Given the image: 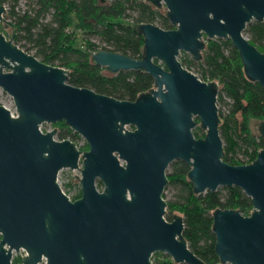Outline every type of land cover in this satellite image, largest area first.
I'll list each match as a JSON object with an SVG mask.
<instances>
[{"label": "water", "instance_id": "95a60500", "mask_svg": "<svg viewBox=\"0 0 264 264\" xmlns=\"http://www.w3.org/2000/svg\"><path fill=\"white\" fill-rule=\"evenodd\" d=\"M165 6L172 26L145 19L141 56L111 46L90 52L110 71L144 68L153 78L135 96L67 81L63 63L46 62L0 30V87L15 111L0 102V264H151L154 250L175 261L204 264L182 235L179 210L164 215L166 166L188 165L195 192L236 184L251 201L211 211L213 247L221 262L264 264V145L244 162H229L217 122V83L178 59L201 56L204 37H228L244 73L264 88V51L244 32L264 17V0H149ZM5 3L0 1L4 26ZM197 116L198 120L195 119ZM63 120L79 133L54 137ZM198 124L203 135L192 131ZM258 130L264 136V117ZM79 194L69 198L56 178L77 167Z\"/></svg>", "mask_w": 264, "mask_h": 264}, {"label": "trees", "instance_id": "16d2710c", "mask_svg": "<svg viewBox=\"0 0 264 264\" xmlns=\"http://www.w3.org/2000/svg\"><path fill=\"white\" fill-rule=\"evenodd\" d=\"M9 27L7 36L46 62L63 63L67 81L87 82L101 91L135 96L140 88L146 90L153 83L152 75L144 68L106 69L90 58L96 48L114 47L141 56L142 34L135 27L140 18L172 26L165 8L149 0H0ZM4 26L0 21V29ZM81 31L80 37L74 30ZM248 39L264 51V17L252 18L244 26ZM95 35L97 40L90 36ZM180 62L193 66L200 78L212 77L219 85L216 89L217 122L224 153L229 162H244L255 156L264 136L251 131L250 119L264 117V88L250 79L243 70L238 51L228 37H204L201 56L193 59L180 50ZM226 97V99L224 98ZM225 105L222 108L220 105ZM197 118V116H195ZM55 130L57 137L78 136L63 120ZM198 135L204 131L192 130ZM83 142L80 146H85ZM166 185L174 188L173 196L166 200L164 215L171 218L173 209L182 215L181 233L188 247L195 249L204 264H224L216 254L211 229V211L215 204H235L244 212L251 208L247 194L236 184H223L213 190L195 192L187 177L189 165L179 157L169 161ZM165 187V185H164ZM79 186L75 194H79ZM151 264H188L175 261L164 251L150 254ZM226 264H229L226 262Z\"/></svg>", "mask_w": 264, "mask_h": 264}, {"label": "rangeland", "instance_id": "374dc122", "mask_svg": "<svg viewBox=\"0 0 264 264\" xmlns=\"http://www.w3.org/2000/svg\"><path fill=\"white\" fill-rule=\"evenodd\" d=\"M159 7H160L161 10L165 8L163 2H161V5H159ZM0 30H2L3 33L6 35V37H8L7 36L8 31H9V27L8 26H6V25L5 26H2V28ZM74 33H75V36L77 38H79L80 37V34H81V31L78 30V29H75L74 30ZM90 38L93 39V40H97V38H96L95 35L90 36ZM29 51H31V50H29ZM187 54H188V52H187ZM178 59H179V57H178ZM187 68L193 70V66L192 65H190V67H187ZM217 84L219 85V83H217ZM5 92L6 91H4V90H2V92H0V101H8L9 100V98L6 95ZM224 98L226 99V97H224ZM220 106L222 108H225L224 103L221 104ZM195 119L198 120V118H196V117H195ZM258 123H259V119H254V118H251L250 119V128H251V131H253V132H257L258 131ZM46 125L47 126L48 125L51 126V125H53V123L52 122L46 123L45 126ZM191 129L192 130L194 129L195 131H204V129L198 124V121L192 126ZM77 134H78V136H74L73 138H74L76 144L78 145V147H80V148L86 147V145L85 146H80L82 144V142H83V137L79 133H77ZM54 137H57L56 133H55ZM168 169H169V166L167 165L166 168H165V170H168ZM78 174H79V170L70 169V168H61L60 173H59V176H58L59 182H60L61 186L66 191H69L70 193L75 194L76 189H77V186L79 184L78 183ZM218 186H220V185H218ZM173 192H174V188L172 186H170V185H166L165 184V187H163V190H162V195H163V197L165 199H168V198H171L173 196ZM75 196H76V194H75ZM165 209H166V206H165ZM176 211L177 210L173 209L171 211V215H173L174 213H176ZM223 263L226 264V262H223Z\"/></svg>", "mask_w": 264, "mask_h": 264}, {"label": "built area", "instance_id": "2783aa9c", "mask_svg": "<svg viewBox=\"0 0 264 264\" xmlns=\"http://www.w3.org/2000/svg\"><path fill=\"white\" fill-rule=\"evenodd\" d=\"M5 6V5H4ZM2 88L0 87V92H2ZM6 93V95L8 96V98H9V100L8 101H0V102H5V104L7 105V107L9 108V110L10 111H15V108H14V104H13V101H12V98H11V95L9 94V93H7V92H5ZM46 123H50L49 121H42V122H40L39 123V127H45V124ZM47 126V125H46ZM48 126H50V125H48ZM52 126V125H51ZM56 130V129H55ZM54 135H55V133H54ZM66 137H68V136H66ZM78 146V145H77ZM78 161H79V164H78V166L77 167H72V168H70V167H61V168H70V169H76V170H79V166L81 165V162H80V160L78 159ZM61 168L60 169H58V171H57V174H56V178L58 179V181H59V178H58V176H59V173H60V170H61ZM79 175V174H78ZM79 183V182H78ZM78 186H79V184H78ZM77 186V187H78ZM64 189V188H63ZM64 191L66 192V194L68 195V197L69 198H72L73 196H75V194H73V193H70L69 191H66L65 189H64Z\"/></svg>", "mask_w": 264, "mask_h": 264}, {"label": "flooded vegetation", "instance_id": "af4514ba", "mask_svg": "<svg viewBox=\"0 0 264 264\" xmlns=\"http://www.w3.org/2000/svg\"><path fill=\"white\" fill-rule=\"evenodd\" d=\"M76 195H78V194H76Z\"/></svg>", "mask_w": 264, "mask_h": 264}]
</instances>
